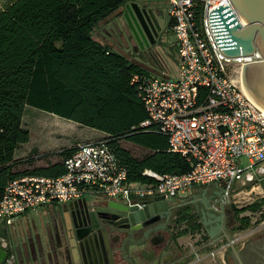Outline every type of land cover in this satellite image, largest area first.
I'll list each match as a JSON object with an SVG mask.
<instances>
[{"label": "built area", "instance_id": "built-area-1", "mask_svg": "<svg viewBox=\"0 0 264 264\" xmlns=\"http://www.w3.org/2000/svg\"><path fill=\"white\" fill-rule=\"evenodd\" d=\"M219 5L233 10L230 0H167L169 44L178 54L176 77L160 68L149 76L133 75L131 81L147 113L143 125H155L167 137L169 150L185 157L191 170L159 174L145 169L149 183L131 182L104 140L77 144L64 159L62 174L23 175L6 184L0 193V219L6 225L50 203L91 197L141 207L144 197L170 202L193 185L214 182L223 188L214 201L217 210L230 201L234 183L249 186L250 192L261 187L264 112L249 100L240 76L243 64L262 58L258 51L237 58L221 54L209 27V11ZM0 246L9 250L4 239ZM13 256L9 250L5 264H12Z\"/></svg>", "mask_w": 264, "mask_h": 264}, {"label": "trees", "instance_id": "trees-1", "mask_svg": "<svg viewBox=\"0 0 264 264\" xmlns=\"http://www.w3.org/2000/svg\"><path fill=\"white\" fill-rule=\"evenodd\" d=\"M127 1L1 2L0 193L16 177L62 174L64 159L76 147L50 153L60 159L44 164L39 160L48 153L32 155L24 161L35 165L17 170L18 163L24 161L14 157L15 150L29 140V130L22 125L27 106L103 132L98 140H104L113 151L131 182L149 183L152 179L142 174L145 169L159 174H184L191 170L192 164L185 157L169 150L167 137L155 125H143L147 113L137 84L131 81L133 75L149 76L155 72L128 59L123 50H113L106 41L100 42L96 34L106 18ZM122 141L134 144L144 153L134 155ZM263 205L264 197L245 209L256 212ZM234 208L237 224L232 231L248 227L250 217H236L240 210ZM191 210L187 204L174 207L171 221L177 227L193 220ZM260 218L264 219V213ZM193 228H200V223ZM187 231L185 227L171 233L170 243L174 245ZM188 260L189 256L185 258Z\"/></svg>", "mask_w": 264, "mask_h": 264}, {"label": "rangeland", "instance_id": "rangeland-1", "mask_svg": "<svg viewBox=\"0 0 264 264\" xmlns=\"http://www.w3.org/2000/svg\"><path fill=\"white\" fill-rule=\"evenodd\" d=\"M4 0H0L1 2ZM155 3L158 2L159 7L162 9V14L159 16V23L163 27V42L162 46L159 47L160 57H157V65L150 66V68L155 73L161 67L166 70V75L172 78L176 77V72L178 68V54L174 46L169 43L172 41L173 36L171 35L168 24L169 17L166 13L167 0H149ZM169 1V0H168ZM114 17L109 15L104 21L110 22ZM124 27L123 22L120 18L114 20ZM112 22H110L111 24ZM108 24H104L102 28H106ZM121 28L123 33V38L126 40V33ZM98 31L96 32L99 33ZM105 33V32H104ZM98 36V35H97ZM105 37V36H104ZM119 37L107 38L106 42L109 43L113 50H123L117 47V41ZM100 41V40H99ZM104 40H101L102 42ZM124 55L131 61H135L138 64L143 65L139 62L140 59L136 58L135 55L126 53L125 50L122 51ZM166 64V65H165ZM23 127L29 130V140L25 143L20 144L15 150V155L19 160H27L32 155H43L48 153L43 158H40L39 163L44 164L47 162H54L59 160L58 155H51L50 153H58L63 149H70L75 147L77 144H82L88 141L98 140L103 136H98V132H95L92 128L88 126L81 125L79 123L73 122L71 120L62 118L55 114L39 110L34 107L27 106L24 110ZM124 147L130 149L134 155H142L144 151L134 144L128 142H121ZM243 165L247 164L245 158H241ZM35 165L26 164L25 161L18 163L17 170H24ZM261 187L254 189L250 192L249 187H240L239 184L234 183L231 193L230 201L214 209V201L218 200L222 194V185L217 186L216 184H210L207 186H193L186 194H178L173 201L170 203L174 205L175 209L187 204L192 208L191 213L194 216L193 220L189 222H183L177 227L174 226V231L178 232L181 229L187 227L188 231L186 234L179 236L176 239V243L173 245L170 243L168 249L173 248V253L169 252L171 255L165 258L168 254H164L162 261L166 262L171 257L176 263L183 264H227L224 255L225 250L231 252V247L237 250L238 247L250 238L264 232V219L260 218L261 214L264 213V205L256 211L252 212L245 209L247 205L253 203L254 201H259L264 197V175L261 177ZM197 187V191L194 188ZM89 199H92L89 197ZM55 213H61L62 206H53ZM234 209H239L238 218L249 216L248 227L241 229L239 231H232V227L237 224V221L233 215ZM53 217L51 212L47 207H43L34 211H31L27 216L20 218L15 221L13 225L5 226L3 221L0 219V226L8 230H13L18 236V241L26 242L29 244L30 239L33 241L35 237L38 236L43 244L50 238V233L52 234L53 228ZM240 221V219H239ZM197 223H200V228H193ZM163 233V231H162ZM164 234L167 233L164 231ZM173 246V247H172ZM189 256V260L186 262L185 258ZM137 264H156L154 262H144L140 258H136Z\"/></svg>", "mask_w": 264, "mask_h": 264}, {"label": "water", "instance_id": "water-1", "mask_svg": "<svg viewBox=\"0 0 264 264\" xmlns=\"http://www.w3.org/2000/svg\"><path fill=\"white\" fill-rule=\"evenodd\" d=\"M233 10L228 5H220L209 11V27L219 51L227 58L251 56L258 51L262 60L243 64L240 76L242 88L249 100L264 112V0H230ZM137 4L126 5L124 17L132 36L143 48L146 43V32L137 12ZM77 199L63 204L67 211L61 216L53 217L52 238L58 247L64 241L65 254H74L72 240L80 241L84 246L86 260L93 257L95 229L103 223L105 215L120 218L133 228L140 227V220L153 217L162 209L166 211L168 202L162 196H147L138 204L128 205L119 201H102L95 198ZM96 222L97 226H93ZM81 232V233H79ZM46 249L48 243L43 244ZM231 252L225 250L224 259L227 264H264V232L243 242L237 250L230 244ZM7 251L0 246V264L3 263ZM48 259L47 254L43 255ZM28 259L25 264H36ZM38 264H44L41 260ZM67 264H71L69 258Z\"/></svg>", "mask_w": 264, "mask_h": 264}, {"label": "flooded vegetation", "instance_id": "flooded-vegetation-1", "mask_svg": "<svg viewBox=\"0 0 264 264\" xmlns=\"http://www.w3.org/2000/svg\"><path fill=\"white\" fill-rule=\"evenodd\" d=\"M130 3L137 4V12L141 17L145 32H146V43H143L141 48L134 40L129 25L124 17L126 12V5ZM162 14V9L159 7L158 2L155 3L149 0H128L122 8H119L112 13V22H105L107 36L111 39L119 37L115 41L121 49L125 50L126 53L135 55L136 58L140 59L139 62L143 63L144 66L150 67L151 65H157V57H160L159 47L162 46L163 38V27L159 23V16ZM120 18L123 22L124 27L114 20ZM121 28L126 33V40L123 38ZM102 31V30H101ZM101 33V32H99ZM153 68V67H150ZM62 205V211L64 210ZM174 209V205L168 203L167 209L161 210L153 217L148 219L140 220V227L133 228L130 221L121 222L120 218H112L111 215H105L103 223L99 224L98 228L95 229L94 235V255L93 257L86 260L84 255V246L80 241L72 240V249L74 254L67 256L64 249L66 244L63 241L61 247H58L55 240L51 237L48 243L49 249H46L48 259H44L43 254L41 261L44 264H65L69 258L71 264H137L136 258H140L144 262H154L156 264H174L173 257L168 261L163 262V255L168 253L165 258L173 253V248L168 249L171 240L170 235L174 231L176 225L171 221V215ZM61 215L67 211L62 212ZM55 217L57 214L52 213ZM93 226H97L96 222L92 223ZM163 231V233H162ZM164 231L167 235L164 234ZM81 233V232H79ZM52 235V234H51ZM10 249L13 251L18 250V246L13 247L12 242L8 241ZM14 254L13 264H19V258ZM28 260V259H27ZM31 260V259H30ZM36 262V261H35Z\"/></svg>", "mask_w": 264, "mask_h": 264}, {"label": "crops", "instance_id": "crops-1", "mask_svg": "<svg viewBox=\"0 0 264 264\" xmlns=\"http://www.w3.org/2000/svg\"><path fill=\"white\" fill-rule=\"evenodd\" d=\"M104 29V28H103ZM103 29H101L102 31H101V33H97V35H98V38L100 39V40H104V41H106L107 40V38H108V36H107V34H106V29L103 31ZM105 32V33H104ZM105 36V37H104ZM95 132H98V136H103L104 135V133L103 132H101V131H98V130H95V129H93ZM14 157L15 158H17V155H15L14 154ZM212 184H218L217 186H220V184L219 183H217V182H214V183H212ZM208 185H210V184H208ZM193 186H207V185H193ZM192 186V187H193ZM191 189V188H190ZM194 190L195 191H197L198 189H197V187H195L194 188ZM95 199H97V200H102V201H109L108 199H105V198H95ZM90 200H94V199H90ZM173 201V200H172ZM171 202V201H170ZM170 202H168V203H170ZM63 204H67V203H60V204H58V203H50L49 205H47L46 207H47V209L49 210V212H51V215H53L52 213H55V210L53 209L54 207V205H60V206H62ZM41 208H43V207H41ZM40 209V208H39ZM34 211V210H33ZM31 211H28V212H26V213H24V214H22L21 216H19L15 221H17V220H19L20 218H23V217H25V216H27V214L28 213H30ZM61 213L59 212V213H57V218H58V221L60 222V220L61 219H59V218H61ZM14 221V222H15ZM14 222L12 223V224H10V225H13L14 224ZM3 224L6 226V224L3 222ZM7 226H9V225H7ZM50 235V239H51V237H52V235H51V233L49 234ZM0 239H4L7 243H8V241H10V242H12V244H13V247L15 248L16 246H18V250H16V251H13V250H11L10 249V246L8 247V249L13 253V255L15 254L16 255V257L17 258H19L18 260H19V264H25L26 262H27V259H34L33 261L36 263V264H38L39 263V261L43 258L42 257V255L43 254H45V252H46V248H45V246L43 245V242H41L40 241V239L38 238V236H36L35 237V240L33 241L32 239H30V242H29V244H27V241L26 242H23V241H21V243L18 241V236H17V234H16V232L15 231H13V230H8V229H6V228H3L2 226H0ZM49 239V240H50ZM9 244V243H8ZM5 249V248H4ZM6 251H7V254L9 253V250H7V249H5ZM46 255V254H45ZM14 257V256H13ZM8 257H7V255H6V257H5V259H4V261H3V264H5V261H6V259H7ZM16 258V259H17ZM13 264V263H12ZM65 264H67V263H65Z\"/></svg>", "mask_w": 264, "mask_h": 264}, {"label": "bare ground", "instance_id": "bare-ground-1", "mask_svg": "<svg viewBox=\"0 0 264 264\" xmlns=\"http://www.w3.org/2000/svg\"><path fill=\"white\" fill-rule=\"evenodd\" d=\"M241 87H242V85H241ZM243 89V88H242ZM244 91V90H243Z\"/></svg>", "mask_w": 264, "mask_h": 264}]
</instances>
